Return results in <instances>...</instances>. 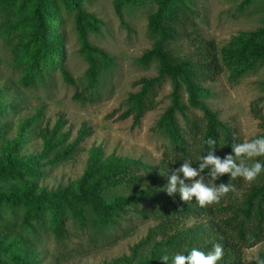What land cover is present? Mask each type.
I'll return each instance as SVG.
<instances>
[{"label":"trees","instance_id":"16d2710c","mask_svg":"<svg viewBox=\"0 0 264 264\" xmlns=\"http://www.w3.org/2000/svg\"><path fill=\"white\" fill-rule=\"evenodd\" d=\"M60 1L65 8L75 11L81 53L88 63L85 84L80 91L74 92L73 98L81 103L94 102L99 97L101 75L113 66V59L87 40V33L98 29L94 15L86 13L79 6L80 0ZM129 1L138 3L141 0ZM150 1L157 4L156 12L149 15L147 26L148 34L154 41L151 49L145 51L136 62L144 68L156 63L157 74L139 80L140 88L129 94L123 116L132 115L134 123L138 124L140 118L155 107L162 85L170 83V105L156 123L157 129L170 143L164 150V158L159 166L161 171L157 166L147 165L140 160L116 158L113 155L105 160L100 148H92L88 165L79 179L61 190L45 194L37 186L36 178L41 174L34 170L32 160L17 156L16 143L5 142L2 150L4 159L0 162V222L4 215L20 216L18 228L22 237L11 238L8 242H5V237H0V264H35L31 249L38 228L48 229L55 237L61 238L64 218L70 217L85 226L88 216L91 224L104 232L127 213L128 205H145L148 209L135 211L136 215L161 223L134 244L129 255L117 258L115 264H171V261L166 262L160 257L187 255L192 248L206 253L214 243L221 244L223 248V256L218 264H242V250L264 239V174L250 183L240 202L231 199L245 181L239 177L232 180L227 173L221 174L213 184H231L235 191H229L211 204L200 206L195 196L191 201L183 202L178 192L168 194L166 191L169 177L185 161L198 169L201 163L199 157L211 151V154L223 159L226 155H234L232 146L242 142L204 104L210 91L202 83L212 80L222 70V65L214 43L203 39L194 30V12L188 1ZM52 4L53 0L14 1L18 13L14 25L19 37L17 58L22 65V81L26 85H31L55 66L60 68L66 83L74 84L61 65V43L54 18L56 8ZM180 37L195 38L193 53L184 58L171 51V44ZM223 54L234 80L264 62V27L240 37L234 49H226ZM181 89L186 93V103L182 102ZM188 108L199 111L201 117L188 119L184 115ZM14 110L15 107L0 106V118ZM176 114L182 115L183 127L178 125ZM35 120L31 118L26 126H31ZM63 123L57 121L52 130L43 134V153L56 150L49 164H58L72 157L87 135L82 128L73 142L66 144L68 135L59 133ZM209 138L216 141L211 149L204 143ZM241 158L235 162L239 163ZM257 159L264 160V157ZM210 167L202 173L206 180L211 179ZM177 174L183 178L182 174ZM188 181L185 179L184 183L188 184ZM7 183L13 186L5 187ZM123 184L132 189L130 195L116 196L111 201L102 197L103 191ZM203 214L207 217H215L214 214L221 216L208 225L198 224L186 230H173L171 234L165 230L172 226L174 220L201 217ZM157 230L162 234L159 241L155 240ZM215 232L220 235L215 236ZM21 247L26 248L28 254L22 253Z\"/></svg>","mask_w":264,"mask_h":264},{"label":"rangeland","instance_id":"374dc122","mask_svg":"<svg viewBox=\"0 0 264 264\" xmlns=\"http://www.w3.org/2000/svg\"><path fill=\"white\" fill-rule=\"evenodd\" d=\"M14 1L0 0V106L15 107L14 112H6L0 118V162L4 159V143H16L17 156L31 159L34 170L41 174L36 183L45 194L61 190L79 179L88 165L92 148H100L105 160L112 155L140 160L157 166L161 171L159 166L164 150L170 143L157 129L156 123L170 105V83L162 85L155 107L147 111L138 124L134 123L132 115L123 116L129 94L140 88L139 80L157 74L156 63L144 68L136 62L152 47L154 39L149 36L147 26L149 15L156 12L157 4L150 0L138 3L129 0H80L79 6L98 21L97 31L87 33L88 42L113 59V66L101 75L98 99L81 103L73 95L85 84L88 63L81 53L75 11L65 8L60 0H53L56 32L61 43V65L74 84L66 83L60 68L55 66L31 85H26L22 81L23 69L17 58L19 37L14 25L18 13ZM187 1L194 12V30L203 39L214 43L222 65V70L212 80L202 83L210 91L204 104L232 129L241 142L264 135V62L234 80L223 54L226 49H234L240 37L264 27V0ZM194 45V37H180L171 44V51L184 58L193 53ZM180 95L182 102L186 103L183 89ZM184 115L188 119L201 117L199 111L191 108ZM31 118H36L35 122L26 126ZM176 118L178 125L183 127L182 115L176 114ZM57 121H64L59 133L68 135L66 144L72 143L82 128L87 135L72 157L58 164H49L56 150L43 153V134L52 130ZM11 186V183L5 185ZM249 186L250 183L244 182L231 200L240 202ZM131 190L124 184L114 186L103 191L102 197L111 201L116 196L130 195ZM147 209L145 205H128L127 213L104 232L94 227L88 216L85 226L70 217L64 218L61 238L55 237L48 229L38 228L32 242L33 260L35 264H115L117 258L129 255L131 247L161 223L159 220L142 219L135 213ZM214 216L203 214L201 217L180 218L165 230L171 234L173 230L208 225L221 215ZM15 217L4 215L0 222V237H5V242L22 237L18 228L20 216ZM217 235L220 233L215 232ZM161 238L162 234L155 231V240ZM21 252L28 254L24 247H21ZM241 260L242 264L264 260V239L245 247Z\"/></svg>","mask_w":264,"mask_h":264},{"label":"clouds","instance_id":"9594fccd","mask_svg":"<svg viewBox=\"0 0 264 264\" xmlns=\"http://www.w3.org/2000/svg\"><path fill=\"white\" fill-rule=\"evenodd\" d=\"M206 143L211 149L215 144L212 138L207 139ZM234 155H226L223 159L211 154L199 157L201 163L198 169H194L185 161L179 169L176 170L168 179L166 191L168 194L178 192L181 201H191L195 196L196 202L200 206L217 202L220 197L229 191H235L231 184L221 183L218 186L212 181L217 179L221 174L227 173L232 180L242 178L245 182L251 183L257 177L264 174V160L257 159L264 157V135H256L254 138L248 139L245 142L232 146ZM242 157V158H241ZM239 159V163L235 160ZM250 162V163H249ZM210 167V177L208 182L203 180V170ZM177 173L182 174V177ZM198 179H193L196 177ZM188 179L189 184H185L184 180ZM177 184L179 187L177 188ZM223 256V248L219 243H214L208 252H203L192 248L187 255L175 254L163 255L160 259L171 261V264H218ZM256 264H264V260H257Z\"/></svg>","mask_w":264,"mask_h":264}]
</instances>
